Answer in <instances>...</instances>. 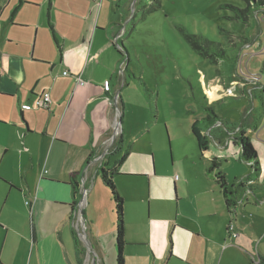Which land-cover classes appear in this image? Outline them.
<instances>
[{
  "label": "crops",
  "instance_id": "0c3cea01",
  "mask_svg": "<svg viewBox=\"0 0 264 264\" xmlns=\"http://www.w3.org/2000/svg\"><path fill=\"white\" fill-rule=\"evenodd\" d=\"M12 1H4L3 5L0 3V189L6 187L19 193L27 190L32 201L29 203L30 225L28 223L24 227V221L20 219L24 233L19 236L24 240L22 243L26 249L4 252L0 248V264H78V256H73L63 240L59 239V235L64 234L60 225H65L74 215L71 176L76 172H79V189L82 181V185L91 187L92 193L102 190L101 196L98 192L96 196L109 206L112 228L101 239L104 244L101 249L97 246V252L107 258L106 264H117L115 206L110 189L101 180L100 168L106 167L114 181L116 175L141 176L149 181L153 173L149 152H134L131 146L125 160L114 164L108 156L112 152L106 155L105 152L100 153L112 125V117L108 116L112 91L108 85V89L100 93L98 74L101 70L105 77L113 79L120 65V48H123L122 44L117 45V41L121 40L118 38L119 30L111 29L115 23H110L108 19L110 5L105 8V0H16L11 12ZM4 13H8L7 19ZM18 13H21L19 19L15 18ZM17 29H30L31 33L25 32L26 37L19 38L14 32ZM41 29L44 35L42 43L44 46L53 45L56 57L42 58L47 62L40 63L50 66L51 73L56 63L60 66L55 77L48 73L40 79L35 77L31 68L38 61L33 59L30 48L32 31L37 30L39 34ZM49 30L51 34H48ZM252 44L249 41L246 48ZM64 72L68 73L65 75ZM78 77L83 85L78 82ZM40 80L43 86L38 89ZM43 92H49L51 96L48 108L36 106V100ZM36 107L45 111L40 113ZM203 116L204 112L197 118ZM218 116L220 118L216 123L204 133L210 134L209 141L214 140L222 151L229 149L232 139L233 146L240 149V161H244L237 138L231 137L227 128L233 127L236 120ZM253 118L248 126L260 132L259 116ZM238 122L240 124L241 121ZM247 122L249 124L245 119L241 124ZM103 133L106 135L103 136ZM248 137L253 143L252 136ZM139 140L134 137L135 142ZM194 140L201 156L218 160L210 151V145L208 150L201 151L195 137ZM15 152L26 154L28 160L31 158V167H25L23 180L20 177L22 163L20 165L17 161L16 166ZM89 156L91 158L87 161ZM102 156L107 158L105 163H98ZM29 168L32 170L29 171ZM249 169L251 171L250 166ZM224 174L232 185L231 176L226 172ZM251 176L248 174L247 179L254 183L248 190L245 186L240 187L241 182L233 185L230 207L226 205L216 180L224 205L215 207L208 204L204 206L206 208H201L185 201L188 193L184 184L178 186L180 178L175 175L174 200L170 199L171 215H148L145 220L137 218L127 222L124 215L125 264H133L132 261L137 264H254L255 260L264 264V221L258 226L255 213L247 218L258 203L253 202L249 195L240 201L241 192L260 191V195H264V184L257 181L259 174L254 178ZM41 191L53 193V197H40ZM260 205L263 208L264 201ZM2 213L3 210L0 212V239L5 241L11 229L10 221L1 218ZM230 222L239 233L237 239L244 237L243 243H234L235 238L228 231ZM62 236L64 238L65 234ZM245 241L250 245H246ZM46 242H50L54 249L41 250ZM62 244L66 250H63ZM93 252L98 259L97 252ZM98 260L105 264L104 259Z\"/></svg>",
  "mask_w": 264,
  "mask_h": 264
},
{
  "label": "rangeland",
  "instance_id": "374dc122",
  "mask_svg": "<svg viewBox=\"0 0 264 264\" xmlns=\"http://www.w3.org/2000/svg\"><path fill=\"white\" fill-rule=\"evenodd\" d=\"M4 1L8 0H0V3L3 5ZM15 5L16 0H13L11 12ZM108 5V19L110 23H115L111 29L119 30L118 38H121L123 47L120 48L118 58L124 60L116 74H113L112 80L105 77L101 70L98 74L101 81L100 93L103 94L108 85L112 91V99H108L111 103L108 116L112 117V125L100 153L105 152L106 155L112 152L108 156L114 164L120 161L128 146H132L134 152H149L153 173L150 182L141 176H115L114 185L125 201V221L137 218L145 220L148 215H171L170 199L174 200L175 175L180 178L178 186L184 184L188 193L185 201L201 208H206L204 206L208 204L215 207L224 205L216 182L217 172L222 170L228 173L233 185L240 182L245 186L248 184L247 175L251 171L244 161H240V149L233 146L232 139L229 149L223 151L210 139V151L218 158L220 167L208 172L212 158L208 160L198 153L191 132L192 121L203 112L206 114V107L212 108L226 119L236 120L233 127H227L231 137L239 138L242 131L252 136L261 162L257 181L264 184V92L254 89L251 98L248 88L252 85L242 87L243 79L238 74V57L242 56L246 71L256 72L257 69H262L261 74L264 76V12L258 11L245 20L237 11L225 7L231 5L243 9L246 7L243 0H105V8ZM7 14L4 13L5 19ZM15 16L19 19L21 13ZM14 32L20 38L26 37L25 32L31 33V30L17 29ZM51 33L49 30L48 34ZM187 36H202L216 42L228 52L229 58L222 60L204 57L193 47ZM43 37V29L39 34L37 30L32 31L30 51L33 59L38 62L31 68L35 77L40 79L48 73L55 77L59 74L56 70L60 66L56 63L51 73L50 66L40 63L46 61L42 58L56 57L53 45L44 46L42 43ZM246 39L247 42H253L247 48V43H244ZM42 46L45 47L43 53ZM59 55L57 51V56L60 57ZM42 86L43 82L40 80L38 89ZM37 109L40 113L45 111ZM257 116L261 124L260 132H255L253 126H248L253 122V117ZM245 119L249 124L247 122L242 125ZM238 120L241 121L240 124ZM102 121L104 123V119ZM222 122L223 119L219 126ZM134 137L140 140L135 142ZM14 158L16 166L17 161L20 165L22 163L20 177L23 180L25 167H31V158L28 160L26 154L18 155L17 152ZM105 158L100 157L98 163H105ZM82 184L81 181L74 215L65 225H60L65 237L60 234L59 239L63 240L73 256H78L74 244L76 238L82 249L80 257L83 264H101L98 259H104L106 264L107 258L98 255L97 246L101 249L104 244L101 239L112 228L110 208L96 196L97 192L101 196L102 190L99 192L97 189L96 193H92L88 184ZM258 194L261 192H241L240 201L249 195L253 202L258 203L247 218L250 219L255 213V220L261 226L264 207L260 203L264 201V195ZM48 196L53 197V193L40 192V197ZM30 201L32 198L27 190L19 193L9 191L6 187L0 189V212L3 210L1 218L10 221L8 223L11 229L5 241L0 239V248L4 252L9 249H26L24 242L22 243L24 240L19 235L24 233L23 228L28 223L30 225ZM20 219H23L24 227L20 224ZM233 241L243 243L244 237H236ZM245 244L250 245L246 241ZM62 248L67 249L63 244ZM40 249L47 251L54 247L46 242ZM93 250L97 252L98 259ZM3 259L6 260L5 257ZM259 263V260L254 261V264Z\"/></svg>",
  "mask_w": 264,
  "mask_h": 264
},
{
  "label": "trees",
  "instance_id": "16d2710c",
  "mask_svg": "<svg viewBox=\"0 0 264 264\" xmlns=\"http://www.w3.org/2000/svg\"><path fill=\"white\" fill-rule=\"evenodd\" d=\"M246 3V7L243 9H239L237 7L231 6V5H225V7H229L239 14L240 17L243 19H248L251 15L255 14L258 11L264 12V0H243ZM189 41L192 43L193 47L204 57L209 58H219V59H226L229 58L228 52L222 48L219 44L213 41H209L206 38H203L202 36H187ZM248 39L244 41V43L247 42ZM117 45H121L120 40L117 41ZM241 50V49H240ZM211 52V53H209ZM124 60V58H121L119 60V64ZM264 92V88L262 90ZM264 109V104L262 105ZM205 111L207 112L205 116L196 118L192 124H191V132L193 136L195 137L197 144L199 146V149L201 151H205L209 149L210 141H209V135L205 134L204 131L216 123V121L220 118L217 113L210 107H206ZM239 138L236 139V141L240 144L241 147V158L250 166L252 174L255 176H258L259 167H260V161L257 156V151L250 140L249 137H247L244 134V131L240 132ZM131 149V146H128L124 154L122 155L119 163L123 162L128 155L129 151ZM91 156H89V161ZM220 167V162L213 158L211 165L208 167V172L214 171V169ZM79 175V172L73 173L71 176V185H72V192H73V201L71 203L72 210L74 211L77 204V197H78V191H79V182L77 180V176ZM100 177L103 183L110 189L111 191V197L114 202L115 206V213H116V263L117 264H125V256H124V248L126 245L125 241V221H124V198L123 196L117 191L112 177L109 175V170L106 169V167L100 168ZM217 182L220 185V188L223 191V194L225 196V202L228 207H230L233 203V184L230 185L226 179V175L224 172L219 171L215 175ZM245 186L243 183H240V187ZM247 189H249L250 186H245ZM74 244L75 248L78 254L77 263L83 264V260L80 257L82 254V249L79 246L76 238H74Z\"/></svg>",
  "mask_w": 264,
  "mask_h": 264
},
{
  "label": "built area",
  "instance_id": "2783aa9c",
  "mask_svg": "<svg viewBox=\"0 0 264 264\" xmlns=\"http://www.w3.org/2000/svg\"><path fill=\"white\" fill-rule=\"evenodd\" d=\"M241 54V53H240ZM243 57L240 56L238 57V69H239V76L243 79L242 81V87H245L247 84L252 85L251 88H248V92L251 94V98L253 90L254 89H259V90H263L264 88V76L263 74H261L262 69H258L256 70V72H252L251 71H246V69L243 66ZM68 72H64V74L66 75ZM78 82H80L81 85L84 84V82L78 77ZM232 93V90H230ZM51 104V96L49 92H43L36 100V106L39 108H48ZM248 184L246 186H250L254 183L253 180L248 179L247 180ZM245 185V184H244ZM246 190H248L246 188ZM228 231L230 233V236L233 238H236L239 236V233L235 230V225L233 223H230L229 227H228Z\"/></svg>",
  "mask_w": 264,
  "mask_h": 264
},
{
  "label": "bare ground",
  "instance_id": "6f19581e",
  "mask_svg": "<svg viewBox=\"0 0 264 264\" xmlns=\"http://www.w3.org/2000/svg\"><path fill=\"white\" fill-rule=\"evenodd\" d=\"M118 128V127H117ZM116 130H118V129H116ZM250 175V174H249Z\"/></svg>",
  "mask_w": 264,
  "mask_h": 264
}]
</instances>
